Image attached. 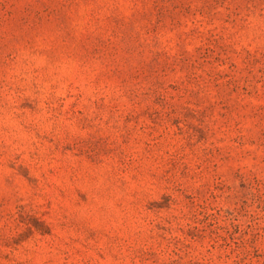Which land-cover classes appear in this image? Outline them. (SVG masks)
Returning a JSON list of instances; mask_svg holds the SVG:
<instances>
[{
	"label": "rangeland",
	"instance_id": "obj_1",
	"mask_svg": "<svg viewBox=\"0 0 264 264\" xmlns=\"http://www.w3.org/2000/svg\"><path fill=\"white\" fill-rule=\"evenodd\" d=\"M0 264H264V0H0Z\"/></svg>",
	"mask_w": 264,
	"mask_h": 264
}]
</instances>
